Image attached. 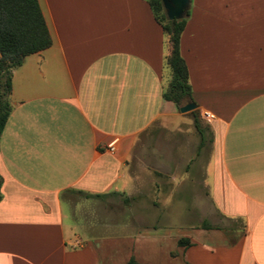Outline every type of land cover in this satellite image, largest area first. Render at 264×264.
<instances>
[{"label": "crops", "instance_id": "crops-1", "mask_svg": "<svg viewBox=\"0 0 264 264\" xmlns=\"http://www.w3.org/2000/svg\"><path fill=\"white\" fill-rule=\"evenodd\" d=\"M38 3L51 45L12 72L0 264H126L128 249L148 264H264V0L190 1L180 53L198 128L163 98L170 46L146 0ZM139 157L152 182L204 191L230 225H167L74 248L73 196L128 203Z\"/></svg>", "mask_w": 264, "mask_h": 264}, {"label": "rangeland", "instance_id": "rangeland-1", "mask_svg": "<svg viewBox=\"0 0 264 264\" xmlns=\"http://www.w3.org/2000/svg\"><path fill=\"white\" fill-rule=\"evenodd\" d=\"M2 92L3 87L0 86V94ZM145 139H148V134ZM141 144L143 146L145 143ZM142 165L147 168H142ZM130 170L131 174L137 177V181L133 191L125 195L129 199L126 204L121 202L120 197L85 201L73 196L69 206L71 221L77 226V238L84 244L89 238L96 240L106 237L124 238L128 241L139 231H149L154 227L167 225L175 231L184 228L200 229L203 218L212 226H221L222 223L230 225L214 214L204 191L173 190L171 188L173 184L152 182L147 159L142 157L133 159ZM236 224L241 227L240 223ZM233 233L235 234V231ZM145 244L143 242V245ZM128 250L119 253L126 257V264H129L130 255L135 264H148L140 262L133 251ZM169 256L175 258L177 254L171 250Z\"/></svg>", "mask_w": 264, "mask_h": 264}, {"label": "trees", "instance_id": "trees-1", "mask_svg": "<svg viewBox=\"0 0 264 264\" xmlns=\"http://www.w3.org/2000/svg\"><path fill=\"white\" fill-rule=\"evenodd\" d=\"M146 1L155 20L168 35L170 46L166 63L171 70V79L163 92V98L179 108L193 102L188 69L180 53V38L189 11L180 20L169 21L160 0ZM50 45L51 36L38 0H0V86L3 87V92L0 94V136L10 112L8 95L13 70L22 64L26 56L43 51ZM192 114L195 126L198 128L197 112L192 111ZM1 182L0 177V186ZM201 228L220 229L206 222L202 223ZM178 245L189 246L190 242L186 238H181ZM129 264H135L133 259H130Z\"/></svg>", "mask_w": 264, "mask_h": 264}, {"label": "water", "instance_id": "water-1", "mask_svg": "<svg viewBox=\"0 0 264 264\" xmlns=\"http://www.w3.org/2000/svg\"><path fill=\"white\" fill-rule=\"evenodd\" d=\"M164 9L166 18L169 21L180 20L188 11L191 0H160ZM196 109L193 102L186 103L179 107L181 113L191 112Z\"/></svg>", "mask_w": 264, "mask_h": 264}, {"label": "built area", "instance_id": "built-area-1", "mask_svg": "<svg viewBox=\"0 0 264 264\" xmlns=\"http://www.w3.org/2000/svg\"><path fill=\"white\" fill-rule=\"evenodd\" d=\"M202 117H203V119L206 121V122H212L213 120H215V115L213 114V113H211V112H209V111H203V113H202ZM109 151L112 153L113 151H114V147H111L110 149H109ZM85 244H84V242L80 239V238H75L74 240H73V247L74 248H81V247H83Z\"/></svg>", "mask_w": 264, "mask_h": 264}]
</instances>
